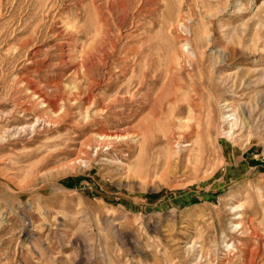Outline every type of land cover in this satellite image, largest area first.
Returning a JSON list of instances; mask_svg holds the SVG:
<instances>
[{
    "label": "rangeland",
    "instance_id": "obj_1",
    "mask_svg": "<svg viewBox=\"0 0 264 264\" xmlns=\"http://www.w3.org/2000/svg\"><path fill=\"white\" fill-rule=\"evenodd\" d=\"M0 264H264V0H0Z\"/></svg>",
    "mask_w": 264,
    "mask_h": 264
},
{
    "label": "bare ground",
    "instance_id": "obj_2",
    "mask_svg": "<svg viewBox=\"0 0 264 264\" xmlns=\"http://www.w3.org/2000/svg\"><path fill=\"white\" fill-rule=\"evenodd\" d=\"M64 54V53H63ZM43 64V63H42ZM54 79V78H53ZM143 83V82H142ZM49 85V84H48ZM32 88V87H31ZM33 92L34 93H36L37 94V96L38 97H40V99L41 100H43L44 102H46L47 103V105H49V106H52L53 105V102L45 95V94H43L42 93V91H40V90H38V89H34L33 90ZM137 93V92H136ZM133 96V95H132ZM97 101V100H96ZM123 108V107H122ZM120 110V109H119ZM123 110H124V108H123ZM170 116V115H169ZM50 121V120H49ZM236 122V121H235ZM119 130V129H118ZM127 132H125V131H116V132H112V133H107V132H105V133H103V135H99L100 136V139H105V138H109V139H111L112 140V138H116V137H123V135H125ZM23 137V136H22ZM179 137V136H178ZM97 138V137H96ZM103 142V141H102ZM106 144V143H105ZM97 146V145H96ZM167 167V166H166ZM178 167V166H177ZM165 170V169H164ZM170 173V172H169ZM162 177H164V176H162ZM242 226V225H241ZM247 228L249 229V234L250 235H252V234H254V235H256L257 234V232L252 228V227H250L249 226V224L247 225ZM246 228V229H247ZM246 229H244V230H242V232L243 233H245V234H247L246 233Z\"/></svg>",
    "mask_w": 264,
    "mask_h": 264
}]
</instances>
